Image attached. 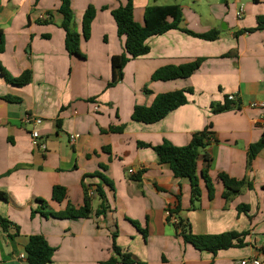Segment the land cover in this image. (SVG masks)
Here are the masks:
<instances>
[{"label": "crops", "instance_id": "1", "mask_svg": "<svg viewBox=\"0 0 264 264\" xmlns=\"http://www.w3.org/2000/svg\"><path fill=\"white\" fill-rule=\"evenodd\" d=\"M122 3L71 0L72 30L81 36L82 57H76L66 50L61 0H0V191L9 197L0 199V218L10 222L8 230L0 225V264H28L20 255L34 235L44 236L55 249L50 264H104L113 257L123 264L124 254L134 264H241L255 258L264 264V149L252 162L248 159L250 145L264 132V108L250 106L264 102V27L257 29L264 19V0H134V18L141 25L147 7L180 5L181 29L151 37L149 53L129 61L122 79L110 87L112 58L126 53L112 15ZM242 5L244 14L238 18ZM90 6L96 12L85 40L83 17ZM184 30H215L218 37L206 40ZM198 58L204 62L189 78L152 80L165 66ZM2 69L13 78L30 71L32 81L10 84ZM177 90L193 93L186 105L160 122L132 119L136 105L150 106L157 95ZM229 95L236 97L234 108L214 114L211 105L224 104ZM28 114L43 120L37 128L46 152L32 145L34 126L24 122ZM210 123L213 139L198 160L202 195L193 208L190 180L176 178L152 148L139 142L156 146L167 140L185 146ZM122 125L123 132L110 131ZM72 135L78 136L74 142ZM204 170L213 180L212 199ZM220 173L248 183L225 199ZM136 175L140 180L132 178ZM55 186L67 190L62 203L52 198ZM86 188L95 191L87 218L32 216V209L43 205L38 199L45 201L48 212L68 204L83 206ZM103 202L107 210L98 215ZM179 202L178 217L190 224L193 234L246 233V245L217 254L196 250L178 235L175 217L168 221L169 208ZM243 205L249 210L239 211ZM114 240L122 256L115 253Z\"/></svg>", "mask_w": 264, "mask_h": 264}, {"label": "trees", "instance_id": "2", "mask_svg": "<svg viewBox=\"0 0 264 264\" xmlns=\"http://www.w3.org/2000/svg\"><path fill=\"white\" fill-rule=\"evenodd\" d=\"M257 1V0H255ZM134 0H125V3L121 4L117 9L112 11V15L117 25L118 35L125 38V50L126 53L121 56H115L112 58L113 79L109 83L112 87L117 84L123 77V71L127 63L133 59H137L149 53L150 47L147 41L154 36H159L167 33L170 30L181 29L180 24L183 18V9L178 4L169 5H152L146 8L144 14V24L141 25L136 22L134 18ZM59 12L63 16L62 28L66 32L65 46L68 53L72 56L82 57L80 48L81 36L72 30V23L74 19L71 0H61V7ZM95 8L90 6L83 17V38L88 40L91 35V25L95 16ZM264 19H259V27H264ZM185 32L206 40H215L218 37L217 31H211L208 34H195L191 31L184 30ZM253 31V30H252ZM251 31V32H252ZM204 59L198 58L191 62L181 65H168L157 70L153 76V81H171L176 79H186L191 77L203 64ZM3 74L5 71L2 69ZM7 81L10 84L16 86H24L32 81V73L30 71L24 72L18 77H11L5 75ZM193 93V90H177L174 92L162 93L156 96L152 105H136L132 119L136 122L145 124H154L163 120L169 113L177 110L179 107L188 103V94ZM9 101H17L15 97H7ZM20 100V99H19ZM233 102L225 100L224 104L213 103L211 105L212 112L214 114H220L233 109ZM60 125V120L57 121ZM124 130V126L111 127V132L121 133ZM213 139V131L211 123L206 128L197 132L192 136L189 144L185 146H175L171 142L164 140L161 144L153 146L139 142L140 147L152 148L159 156L161 164H168L176 178H186L191 182V207L196 208L201 199L200 178L198 176V160L201 153V149L205 148ZM264 149V132L260 140L250 145L248 150L249 163L252 162L258 154ZM206 160H210L209 156H205ZM103 177L105 183H109L108 180L100 173L95 174ZM135 180H140V176H132ZM203 179L207 184L209 191V197L212 199L215 194V188L213 180L208 174L207 170L203 171ZM219 179L225 186V192L223 197L225 199L231 198L233 195L238 194L242 188L248 183L246 179L238 180L231 178L225 173L219 174ZM249 187H252L249 184ZM264 189V186H263ZM97 193L105 200L104 191L101 186L96 188ZM52 198L58 203H62L67 198V190L62 186H55L53 189ZM0 199L8 200L9 197L5 192L0 191ZM92 196L89 195L88 188L85 189L84 204L81 207L68 204L66 208L59 212L46 211L45 201L38 199L43 205L37 209H32V216L37 213L44 216H52L57 219H83L87 218L92 208ZM102 203L101 208L97 211L98 215H102L106 212L107 207L105 203ZM239 211H248L249 206L243 205L238 207ZM181 212L180 202L174 207L169 208L168 221L172 223V217L177 219V223H172L179 236L183 237L186 243L191 244L198 251H207L213 254H217L221 250H228L236 247H244L246 244L244 238L246 233L240 234L237 232H227L215 235H196L190 230V224L186 223L182 218H179ZM138 228L139 225L134 223ZM0 225L4 230L9 229L10 222L6 219L0 218ZM146 236L147 232H143ZM116 235L114 236V239ZM113 249L116 254L122 256L121 249L117 246L116 241L113 242ZM264 254V248L260 250ZM55 249L49 244L47 239L42 235H34L30 238L28 245L26 246V255L28 264H50L53 261ZM123 264L137 263L131 259L130 254H124L122 256ZM117 258H111L104 264H118ZM142 264V263H138Z\"/></svg>", "mask_w": 264, "mask_h": 264}, {"label": "built area", "instance_id": "3", "mask_svg": "<svg viewBox=\"0 0 264 264\" xmlns=\"http://www.w3.org/2000/svg\"><path fill=\"white\" fill-rule=\"evenodd\" d=\"M232 1L235 2V3H241L242 2V0H232ZM243 14H244V7L242 5L240 7V9L237 11L238 18H241L243 16ZM228 100L231 101V102H235L236 101V97L234 95H229L228 96ZM250 106L252 108H259V107L260 108H264V102L254 101V102L251 103ZM24 122L34 126V129L30 132L33 147L38 149V150H41L43 152H46L47 149H48L47 143L45 142V140H43V138H41L40 132H39V130L37 128L38 126H40L43 123V120L40 117L34 116L32 114H28V115H26ZM77 137H78L77 135H72L70 141L74 142ZM129 173L131 175L135 174L133 170H130ZM94 194H95L94 189H91L90 192H89V195L93 196ZM177 222H178L177 219L174 218L173 219V223H177ZM20 259L24 260V261H27L26 253L20 255ZM241 264H261V262H260V260L255 258V259H253L251 261L243 260L241 262Z\"/></svg>", "mask_w": 264, "mask_h": 264}]
</instances>
